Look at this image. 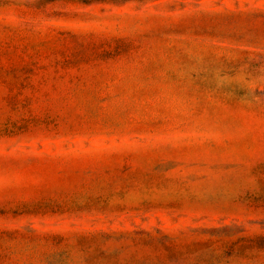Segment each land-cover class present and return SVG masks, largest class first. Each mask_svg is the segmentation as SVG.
<instances>
[{"label":"rangeland","instance_id":"374dc122","mask_svg":"<svg viewBox=\"0 0 264 264\" xmlns=\"http://www.w3.org/2000/svg\"><path fill=\"white\" fill-rule=\"evenodd\" d=\"M0 264H264V0H0Z\"/></svg>","mask_w":264,"mask_h":264}]
</instances>
